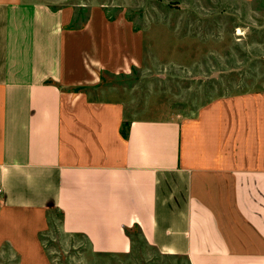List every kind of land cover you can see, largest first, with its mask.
<instances>
[{
  "label": "crops",
  "instance_id": "crops-1",
  "mask_svg": "<svg viewBox=\"0 0 264 264\" xmlns=\"http://www.w3.org/2000/svg\"><path fill=\"white\" fill-rule=\"evenodd\" d=\"M71 18L45 0H0V228L26 218L21 244L41 257L39 236L58 217L94 253L128 254L137 230L188 264H264V90L212 112L198 137L213 165H190L189 120L66 97L100 69H129L141 48L100 9L81 30Z\"/></svg>",
  "mask_w": 264,
  "mask_h": 264
},
{
  "label": "rangeland",
  "instance_id": "rangeland-1",
  "mask_svg": "<svg viewBox=\"0 0 264 264\" xmlns=\"http://www.w3.org/2000/svg\"><path fill=\"white\" fill-rule=\"evenodd\" d=\"M45 1L70 9L72 30L84 29L92 11L100 9L109 22H126L141 43L129 69H100L91 81L64 87L66 97L89 104L125 103L128 115L138 112L149 119L189 120L190 165H213L212 151L206 154L205 138L198 137L208 118L211 123L212 112L244 92L264 90V0ZM122 127L125 131L126 123ZM217 133L227 135L220 126ZM25 219L0 228V236H18L13 247L8 241L0 244V264H42V257L44 264H188L152 248L137 230L131 233L128 254L94 253L84 238L63 234L58 217L50 218L39 236L41 257L36 244H21ZM27 229L33 233L29 225ZM29 235L32 240L34 234Z\"/></svg>",
  "mask_w": 264,
  "mask_h": 264
},
{
  "label": "clouds",
  "instance_id": "clouds-1",
  "mask_svg": "<svg viewBox=\"0 0 264 264\" xmlns=\"http://www.w3.org/2000/svg\"><path fill=\"white\" fill-rule=\"evenodd\" d=\"M14 167H17V168H19V167H20V165H19V164H16V165H14ZM5 171H6V169H5Z\"/></svg>",
  "mask_w": 264,
  "mask_h": 264
},
{
  "label": "trees",
  "instance_id": "trees-1",
  "mask_svg": "<svg viewBox=\"0 0 264 264\" xmlns=\"http://www.w3.org/2000/svg\"><path fill=\"white\" fill-rule=\"evenodd\" d=\"M128 127V126H127ZM127 127H126V130L123 132V134H125V136H126V134H127Z\"/></svg>",
  "mask_w": 264,
  "mask_h": 264
},
{
  "label": "built area",
  "instance_id": "built-area-1",
  "mask_svg": "<svg viewBox=\"0 0 264 264\" xmlns=\"http://www.w3.org/2000/svg\"><path fill=\"white\" fill-rule=\"evenodd\" d=\"M0 192H1V190H0Z\"/></svg>",
  "mask_w": 264,
  "mask_h": 264
}]
</instances>
